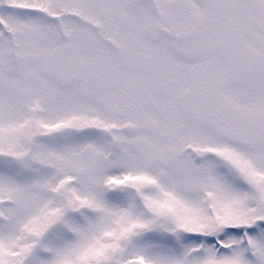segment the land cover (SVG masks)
<instances>
[{
	"label": "snow or ice",
	"instance_id": "1",
	"mask_svg": "<svg viewBox=\"0 0 264 264\" xmlns=\"http://www.w3.org/2000/svg\"><path fill=\"white\" fill-rule=\"evenodd\" d=\"M0 264H264V0H0Z\"/></svg>",
	"mask_w": 264,
	"mask_h": 264
}]
</instances>
